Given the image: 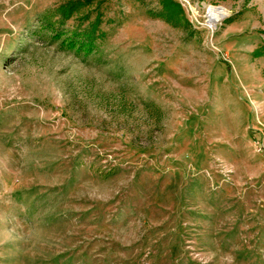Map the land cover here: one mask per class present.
Instances as JSON below:
<instances>
[{"label": "rangeland", "instance_id": "374dc122", "mask_svg": "<svg viewBox=\"0 0 264 264\" xmlns=\"http://www.w3.org/2000/svg\"><path fill=\"white\" fill-rule=\"evenodd\" d=\"M170 1L0 0V264H264V0Z\"/></svg>", "mask_w": 264, "mask_h": 264}, {"label": "trees", "instance_id": "16d2710c", "mask_svg": "<svg viewBox=\"0 0 264 264\" xmlns=\"http://www.w3.org/2000/svg\"><path fill=\"white\" fill-rule=\"evenodd\" d=\"M163 3L166 5L165 6V16L167 17V19H175V12L173 6H175V4L173 2H171L170 0H163ZM171 6V7H170ZM70 11V10H68ZM176 20V19H175ZM92 33H88V34H84V40L83 42H77L76 44V38H79V36H71V38L68 40L69 42V47H71L72 49H77L79 51L85 52V53H89L91 51V49H93V45H94V38L93 36H91ZM82 36V35H80ZM263 53V50H259V52L257 51L255 53V55H261Z\"/></svg>", "mask_w": 264, "mask_h": 264}, {"label": "bare ground", "instance_id": "6f19581e", "mask_svg": "<svg viewBox=\"0 0 264 264\" xmlns=\"http://www.w3.org/2000/svg\"><path fill=\"white\" fill-rule=\"evenodd\" d=\"M227 15V11L224 8L221 7H208L207 13H206V23L209 26V28L213 29L215 23L221 21L223 18H225Z\"/></svg>", "mask_w": 264, "mask_h": 264}]
</instances>
